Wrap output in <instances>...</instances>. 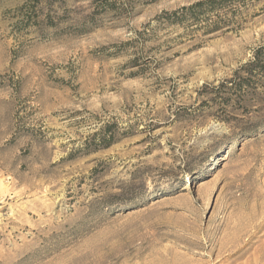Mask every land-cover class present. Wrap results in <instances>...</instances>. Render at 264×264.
Wrapping results in <instances>:
<instances>
[{
    "label": "rangeland",
    "instance_id": "rangeland-1",
    "mask_svg": "<svg viewBox=\"0 0 264 264\" xmlns=\"http://www.w3.org/2000/svg\"><path fill=\"white\" fill-rule=\"evenodd\" d=\"M117 4L0 0V264H264V0Z\"/></svg>",
    "mask_w": 264,
    "mask_h": 264
},
{
    "label": "trees",
    "instance_id": "trees-1",
    "mask_svg": "<svg viewBox=\"0 0 264 264\" xmlns=\"http://www.w3.org/2000/svg\"><path fill=\"white\" fill-rule=\"evenodd\" d=\"M133 1L135 0H126V4L127 6L124 7L123 6V10H120L119 13H125V12H122V11H126L127 12V9H128V12L129 11H132L133 9ZM118 3V0H91V4L99 11H103L104 9H108V8H116L119 4ZM124 3H122L123 5ZM261 56H264V46L263 47H259L256 51H255V54L253 56V59L248 62L245 66H250V68H253V67H261L262 65L260 64V58Z\"/></svg>",
    "mask_w": 264,
    "mask_h": 264
},
{
    "label": "bare ground",
    "instance_id": "bare-ground-1",
    "mask_svg": "<svg viewBox=\"0 0 264 264\" xmlns=\"http://www.w3.org/2000/svg\"><path fill=\"white\" fill-rule=\"evenodd\" d=\"M254 263H255V264H258L259 261H258L257 259H255V260H254ZM229 264H230V263H229Z\"/></svg>",
    "mask_w": 264,
    "mask_h": 264
}]
</instances>
